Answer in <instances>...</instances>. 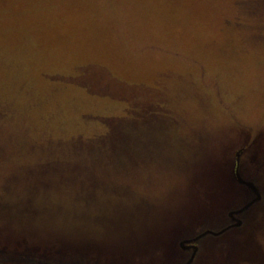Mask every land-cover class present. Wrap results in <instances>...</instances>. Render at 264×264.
<instances>
[{
    "label": "rangeland",
    "instance_id": "rangeland-1",
    "mask_svg": "<svg viewBox=\"0 0 264 264\" xmlns=\"http://www.w3.org/2000/svg\"><path fill=\"white\" fill-rule=\"evenodd\" d=\"M262 5L0 0V243L264 264Z\"/></svg>",
    "mask_w": 264,
    "mask_h": 264
},
{
    "label": "trees",
    "instance_id": "trees-1",
    "mask_svg": "<svg viewBox=\"0 0 264 264\" xmlns=\"http://www.w3.org/2000/svg\"><path fill=\"white\" fill-rule=\"evenodd\" d=\"M260 4L262 5L263 2L257 0V5L259 7ZM262 8H264V5H262ZM262 8H260V10L264 13V10ZM263 203H264V195L263 198H261L260 201L257 202L255 206L257 207ZM3 227H1L0 229L4 231ZM0 237L3 239L4 235L0 233ZM245 239L246 238H242L241 243ZM19 240L20 241L17 242L18 244H15L14 246L9 245L8 247H5L3 246V244L0 243V264H81L79 262H73V261L63 263L59 260V256L65 254L68 255L69 257H72V259H76L83 263V261H85L83 260L84 259L83 254H90V252H84L82 246L75 242L55 240L53 243H51V245L39 243L38 246H34V244H30V241L24 240L26 243H22L23 240L21 239ZM9 247L10 248L15 247L16 252L5 250V248H9ZM263 251H264V243H263ZM50 253L54 254V256H47V254ZM227 253H225L224 256H220L217 260H210V264H232V262L228 261L225 257ZM261 256L264 262V254H261ZM22 257H24V259Z\"/></svg>",
    "mask_w": 264,
    "mask_h": 264
}]
</instances>
